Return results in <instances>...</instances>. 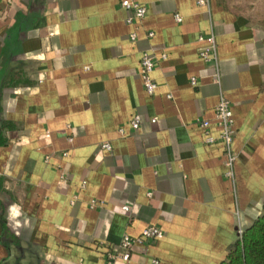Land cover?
Masks as SVG:
<instances>
[{
	"label": "crops",
	"instance_id": "1",
	"mask_svg": "<svg viewBox=\"0 0 264 264\" xmlns=\"http://www.w3.org/2000/svg\"><path fill=\"white\" fill-rule=\"evenodd\" d=\"M120 1L0 0V264H111L106 251L148 224L162 238L113 264H217L261 214L264 0H138V25ZM210 33L215 66L198 53ZM220 95L231 176L204 141Z\"/></svg>",
	"mask_w": 264,
	"mask_h": 264
},
{
	"label": "built area",
	"instance_id": "2",
	"mask_svg": "<svg viewBox=\"0 0 264 264\" xmlns=\"http://www.w3.org/2000/svg\"><path fill=\"white\" fill-rule=\"evenodd\" d=\"M209 0H196V4L202 7H208ZM120 5L128 11L127 21L130 24L138 25L144 18L146 12V6L140 3L138 0H121ZM176 21H180L181 17L178 14L174 15ZM153 35L152 31H148L146 33V38H150ZM129 39L131 41L137 40V32L131 31L129 33ZM198 40L202 42V46L199 49L200 58L207 64L216 65L218 61L217 56V48L216 41L213 33H210L208 36L200 35ZM154 56L150 49H144L140 56V76L142 79V84L144 86L145 91L148 94H152L156 88L155 81L151 78V72L154 68ZM217 77L215 78V80ZM196 78L192 77L190 79V83L192 85H196ZM214 117L217 122V126L219 128V135L217 137H212L210 135H206L204 141L206 143L219 142L221 144L224 157H225V165L227 166V175H232V167L235 161V153L232 150V141L234 137V129H233V119H232V111L231 105L228 99L220 95L219 100L214 108ZM139 116L134 115L131 119L130 123L133 128H137L139 126ZM197 124L206 129L209 122L207 120H198ZM102 149L110 150L111 145L109 143H103L101 145ZM128 205H122L121 209L123 211H129ZM242 230L238 229V237L241 236ZM163 236V231L154 224H148L145 226L141 233L137 236H131L128 234H124L118 243L117 247L109 248L106 251V259L109 263L113 264L118 260L128 261L130 259L132 246L135 243H151L158 239H161ZM158 261L153 259L150 264H157Z\"/></svg>",
	"mask_w": 264,
	"mask_h": 264
},
{
	"label": "trees",
	"instance_id": "3",
	"mask_svg": "<svg viewBox=\"0 0 264 264\" xmlns=\"http://www.w3.org/2000/svg\"><path fill=\"white\" fill-rule=\"evenodd\" d=\"M217 264H264V200L261 214L242 230L225 258Z\"/></svg>",
	"mask_w": 264,
	"mask_h": 264
},
{
	"label": "clouds",
	"instance_id": "4",
	"mask_svg": "<svg viewBox=\"0 0 264 264\" xmlns=\"http://www.w3.org/2000/svg\"><path fill=\"white\" fill-rule=\"evenodd\" d=\"M13 211H14V213H15L16 215H18V214H19L18 212H16V210H15V209H13Z\"/></svg>",
	"mask_w": 264,
	"mask_h": 264
}]
</instances>
